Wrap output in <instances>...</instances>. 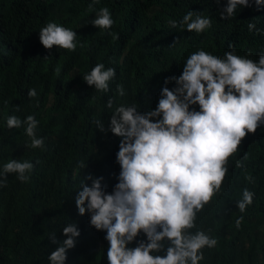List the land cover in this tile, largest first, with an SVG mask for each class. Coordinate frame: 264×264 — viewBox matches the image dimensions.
<instances>
[{"label":"trees","instance_id":"trees-1","mask_svg":"<svg viewBox=\"0 0 264 264\" xmlns=\"http://www.w3.org/2000/svg\"><path fill=\"white\" fill-rule=\"evenodd\" d=\"M227 0H0V164L9 159L35 163L21 181L7 174L0 186V264H49L57 241L66 237L63 226L74 220L80 228L74 247L67 249L66 264H109L106 230L78 213L75 194L82 180L103 177L111 191L120 170L115 154L121 137L105 129L112 109L136 104L142 111L156 106L162 86L182 72L186 57L205 49L222 56L225 51L258 59L264 52V5L238 6L232 17L220 12ZM91 5V6H90ZM107 6L114 23L107 29L91 23L100 7ZM189 10L208 15L212 24L200 33L179 21ZM55 21L78 34L73 50L46 48L39 28ZM249 22L255 27L250 31ZM259 31H258V30ZM97 63L114 67L116 75L107 92L87 84L83 74ZM117 84L125 89L120 96ZM35 88L37 95L28 96ZM198 109V105H196ZM23 120L33 114L43 147H31L20 128H8L6 119ZM81 162L83 167H81ZM220 188L196 211L187 231H205L216 239L205 246L198 264H264V125L247 132L224 165ZM248 188L252 203L243 212L236 201ZM243 217L240 226L236 219ZM146 239L142 231L129 246ZM158 254L163 255V250Z\"/></svg>","mask_w":264,"mask_h":264},{"label":"clouds","instance_id":"clouds-1","mask_svg":"<svg viewBox=\"0 0 264 264\" xmlns=\"http://www.w3.org/2000/svg\"><path fill=\"white\" fill-rule=\"evenodd\" d=\"M254 3L259 7L264 0ZM249 5L250 0H227L220 15L232 17L238 6ZM91 23L109 28L114 23L109 8L100 7ZM178 23L200 33L211 27L212 20L189 10L179 21H170L172 27ZM254 27L249 22L248 29ZM77 35L55 21L39 28L46 48L56 45L73 50ZM115 75L114 67L97 63L83 79L107 92ZM167 79L175 83L161 87L154 108L142 111L136 104L124 103L113 108L109 97L106 106L112 111L107 129L103 120L95 121L101 131L121 137L115 154L120 166L117 182L109 192L101 183L102 176L89 174L91 185L82 180L74 199L79 214H89L92 226L106 230L109 264H198L204 255L201 249L214 246L216 239L205 231L187 229L193 226L196 211L220 188L226 160L246 131L264 125V52L254 60L235 49L218 56L201 48L186 57L179 75ZM116 88L120 96L125 94L122 85ZM27 94L36 96V89L29 88ZM38 123L33 114L23 120L14 114L6 119L8 128L24 126L33 148L44 145L45 138L37 134ZM34 166L32 160L15 158L0 164V186L7 183L8 173L21 181L29 179ZM253 195L243 189L236 201L241 212L252 203ZM242 219H236L237 227ZM62 231L66 237L59 241L55 232L49 234L57 243L48 255L49 264H66V250L75 246L80 235L74 220ZM141 231L146 239L129 246ZM160 250L163 255L158 254Z\"/></svg>","mask_w":264,"mask_h":264}]
</instances>
